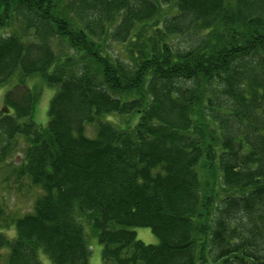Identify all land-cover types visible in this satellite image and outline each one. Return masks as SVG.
<instances>
[{
	"label": "trees",
	"instance_id": "1",
	"mask_svg": "<svg viewBox=\"0 0 264 264\" xmlns=\"http://www.w3.org/2000/svg\"><path fill=\"white\" fill-rule=\"evenodd\" d=\"M4 85L0 264H264V0H0Z\"/></svg>",
	"mask_w": 264,
	"mask_h": 264
},
{
	"label": "rangeland",
	"instance_id": "2",
	"mask_svg": "<svg viewBox=\"0 0 264 264\" xmlns=\"http://www.w3.org/2000/svg\"><path fill=\"white\" fill-rule=\"evenodd\" d=\"M68 1V0H63ZM59 41L53 40L52 41V48L55 50V52L63 51L59 47ZM130 47V45H121L117 43L111 42L107 46L108 50H110V53L115 55V57H124L125 56V50L127 51ZM113 51V52H112ZM29 86H32V89L36 90L35 92L39 94L38 103L35 108V111L32 116V121L34 124L38 126H43L46 123V109L48 107V103L54 93V89L47 88L41 81L37 79H32L27 82ZM8 86L4 85L0 88V108L3 105V98L5 96V92L7 91ZM134 124V121L130 123V126ZM5 196L6 202L5 207H7V211L9 212H18L19 214L23 213H29L31 210V206L33 203V195L30 194V191L27 192V190L23 189V192H20L19 194H6V192L3 191V189L0 187V196ZM136 234V238L138 240H141L144 242V244H157V239L151 234V232L148 229L144 228H137L134 230ZM87 244L88 249L90 252V258L89 262L90 264H101L100 262V256H99V247L96 243V240L92 238L91 236L87 238Z\"/></svg>",
	"mask_w": 264,
	"mask_h": 264
}]
</instances>
